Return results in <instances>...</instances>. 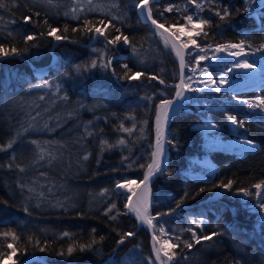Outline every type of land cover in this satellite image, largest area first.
Wrapping results in <instances>:
<instances>
[{"label":"trees","instance_id":"1","mask_svg":"<svg viewBox=\"0 0 264 264\" xmlns=\"http://www.w3.org/2000/svg\"><path fill=\"white\" fill-rule=\"evenodd\" d=\"M100 2L102 8L73 17L74 0H0V46L17 49L0 56V264L10 243L19 264L29 258L25 264H157L150 231L138 228L116 185L143 180L154 151L157 105L174 98L180 67L171 46L143 20L137 0ZM149 8L171 31L189 15L210 20L191 36L201 48L241 40L249 51L264 47L262 4L252 12L247 0H153ZM225 8L231 15L221 21L215 12ZM88 27H101L104 35L93 40ZM51 28L66 39L48 36ZM29 35L32 40L25 39ZM117 35L128 36L129 43L106 42ZM194 50L185 51L186 76L196 67ZM108 61L114 74L99 67ZM125 63L128 75H144L124 79ZM201 64L210 65L214 77L226 66ZM44 84L50 87H37ZM222 93H199L198 107L190 102L173 117L166 171L151 186L153 231L179 244L172 264H264V213L250 207L264 203V190L258 198L254 187L264 184V114L239 102L255 92ZM259 94L264 97V89ZM229 114L243 127L233 129ZM207 120L216 122L223 139L245 138L258 149L244 155L206 151L198 125ZM205 154L216 165L214 174L195 166L194 159ZM229 179L235 181L232 191L216 187ZM238 188L249 192L246 200ZM128 232L133 235L125 237ZM193 232L220 235L196 244Z\"/></svg>","mask_w":264,"mask_h":264},{"label":"snow or ice","instance_id":"2","mask_svg":"<svg viewBox=\"0 0 264 264\" xmlns=\"http://www.w3.org/2000/svg\"><path fill=\"white\" fill-rule=\"evenodd\" d=\"M259 2L264 5V0H259ZM148 0H137V7L140 9H145L146 12L144 15L146 17H150L152 14V9L147 8ZM0 7H4L2 3H0ZM166 11L171 12L173 11L172 7H168ZM215 15L220 18L221 21L225 20L226 17L231 15V12L225 8L223 10V14H221L220 11H216ZM27 19V18H26ZM187 21L189 24H193V17L191 15L187 16ZM199 25L201 28L199 30H196L195 25H193V30L196 31V35H200V32L203 31V26L208 25L210 23V20L207 19H199ZM85 23H89L88 21H85ZM103 23V21H101ZM151 23L156 26V29H165V25L163 23H157L156 20H152ZM174 31L172 32V35L174 37V41L172 44V47L176 51V56L179 58V67H180V82L177 84L176 91H175V97L176 100L172 99H162L160 104L157 105V114H156V143H155V150L151 152V162L147 164V174L143 176V180L138 182L133 179H125L124 182L118 183L116 187L118 189H126V199L128 200V204L126 207L129 209V211L134 212L137 217L141 219V221H144L146 219L145 213L148 211L149 206V198L147 191L143 192L138 198H137V206L133 207L132 205V198L134 196H137L136 189L141 188V186L147 187L149 184L150 179L157 175V174H163L166 171V167H162V165H166L167 163V150L165 147V143L162 142V138H165V129L169 122L170 115L169 113L172 112L175 113L176 105L178 102H183L187 99L185 93H222V88L225 85H228L230 83L229 81V74L234 73L237 70H244V71H255L257 68V65L254 62H249V53L245 52V41L241 40L239 43H226V44H217L214 48L211 44L207 45L204 48H201L200 45L197 44L195 39H192L191 35L188 36V41L182 44H177L176 41L180 40L181 34L185 32L184 27H175V25L172 26ZM60 30L58 28H51V30L47 33L48 36L54 37L56 41H61L63 39H66L65 36L57 35V33ZM73 31H76V29H73ZM88 32L95 31L97 35H104V30L101 27H88ZM205 36H207V33H205ZM26 40H32L33 36L29 35L25 38ZM123 40L124 43H129L128 36H121L117 35L112 40H107L106 42L108 44H115L119 41ZM196 46V49L198 51H195V65L196 67H192L189 70L188 75L185 77L184 69L186 67L185 64V56H184V49H188L190 46ZM213 51L215 54H213L210 58L208 57L207 53L208 51ZM11 54H17V49L15 47L11 48L10 52L8 49H6L3 46H0V56L7 57ZM193 53H189V55H192ZM218 54H226L229 57H233L231 61L230 66L227 67L226 71H223L222 75H219L218 78L214 77L212 72L210 71V65H206L204 67H200V64L202 61L210 60L213 62H219L221 61L222 57ZM244 57L242 60L239 59L240 57ZM111 61H108L107 63H101L99 67L103 69H110ZM92 68L97 67L96 61H92L91 63ZM123 68L125 69V76L124 79L126 80H138L140 79L144 73L137 71L132 73L131 75H128L127 73L132 72V70L129 68L128 64L125 63L123 65ZM113 74L115 73V69H110ZM197 72L199 75H197ZM152 79H156V77H151ZM160 84H164V80L161 79ZM37 87H50L48 84L44 85H37ZM59 87L57 86V91H59ZM224 95L228 94V88H223ZM241 103H247V101H241ZM180 107H183V104L180 103ZM249 107H264V97H258L256 98L255 103L249 104ZM227 121L232 126L236 127H243V124L237 120V117L235 115H227ZM218 128V125L212 124L209 122L205 126V131L208 130H215ZM124 132H131V129L129 128H123ZM174 138L170 135L167 137L166 142L168 144H173ZM244 143H247L249 145H252L254 147L253 141L251 140H245ZM107 143V141H105ZM121 144L124 143L123 140L120 141ZM174 146V145H173ZM215 146V145H210ZM87 156L84 157L85 160H87ZM141 167H144V165H141ZM235 181L232 179L227 180V182L221 181L216 187L219 189L230 192L233 190V185ZM256 189H261L264 187V184L257 183L254 185ZM205 189L201 188L200 191L203 192ZM237 192L242 193L245 197L249 195V192L246 191L243 188L236 189ZM187 195V194H186ZM257 196L260 195L259 192L256 194ZM179 207V205H177ZM260 207L264 209V203L260 204ZM112 208H115V205L113 204L111 208L108 209V212L112 211ZM27 211V209H25ZM112 220H116V216L111 217ZM146 222L151 225L152 220L147 219ZM203 219L201 220V226L205 223ZM193 223H196L193 221ZM163 230V229H161ZM191 230V229H190ZM3 235L8 236L9 233H3ZM13 239H16L15 233L11 234ZM64 235H68V233H64ZM133 235L132 232L125 233V237ZM193 239L196 244H200L201 241H211L214 236L220 235L219 232H213L208 235H199L197 236L195 232L192 233ZM155 239V237H153ZM120 244L124 243V239L119 240ZM186 247L191 249L193 247L192 243H188L185 241ZM9 249H11V252L7 254L5 257L6 259L11 260L12 256L16 254L17 249L10 243L7 246ZM179 247V244H171L170 241H165L162 248H158L155 250V258L157 260H161V252H163V256L167 258V261H172L173 258L177 255L175 252V249ZM81 251L84 250V247H81ZM74 249L72 247H69L67 249L68 254L73 253ZM63 255V253H61ZM13 264H16L15 261H13ZM161 264H164L163 261H161Z\"/></svg>","mask_w":264,"mask_h":264},{"label":"rangeland","instance_id":"3","mask_svg":"<svg viewBox=\"0 0 264 264\" xmlns=\"http://www.w3.org/2000/svg\"><path fill=\"white\" fill-rule=\"evenodd\" d=\"M247 2H248V5H249V9L252 12H254L255 9L259 5H261L259 0H247ZM102 7L103 6H102L100 0H74V4H73V7H72L73 11L71 12V15L73 17L86 16V15L96 11L98 8H102ZM105 11L106 10L99 11V12L104 13ZM193 25H195L196 30L200 29L199 22H197L195 20H193V24H189L188 21H186V23L184 25L177 27V28L184 27V29H185V32L183 34H181V36H180V40L179 41H180L181 44L185 43L187 41V38H188L189 35L192 36V35H194L196 33V31L193 30ZM101 36L102 35H97L95 33L93 40H95L96 38H99ZM123 44L126 45V43H124V42H123ZM183 51H184V55H185L186 49H184ZM245 52L250 54L249 55V62H254L257 65L256 70L253 71V72L252 71H247L246 72L244 70H237L234 73H230L229 74L230 83L228 85L223 86V88H228V89L242 88V87H239V84L241 83V81H244V80H248L249 81L250 79L253 78L254 73H256L262 79L264 78V47L260 51H249L245 47ZM213 54H215V53L212 52L211 54H208V57L210 58ZM218 55H220L222 57L221 61H219V62H213V61H210V60H206V61H202L201 63H206L207 61L210 62V63H219V64L223 63L222 65H226V66L224 67V69L222 70V72L220 74V75H222L223 71H226L227 67L230 66V64H231V61L233 59H235V58L229 57L226 54H218ZM243 58L244 57L242 56L239 59L242 60ZM224 62H226V64H224ZM206 65H208V64H204V65L200 64V67H204ZM197 75H199L198 72H197ZM216 78H218V77H216ZM223 88H222V90H223ZM198 94L199 93H190L191 105L194 104L196 107H198V105H199L198 102H197ZM258 97H263V96H261L258 92H255V95L251 98L250 101H248V104L255 103L256 98H258ZM189 105L190 104L188 103L186 108H189ZM253 111H260V112H262L264 114V107H253ZM209 122H211V121L207 120L205 123L203 122L202 124L198 125V128L204 132V135H205V138H206V143H205V150L206 151H212L215 148L216 149L222 148V147H218V146H210V145H215L213 143L216 142V141H226V142L229 141V140L223 139L222 135L219 134L218 132H215L216 129L215 130H211L210 129L209 132L208 131L206 132L205 131V126ZM231 127L233 129H235V128L237 129L236 126H232L231 125ZM235 138H236V140H238L240 142H243L242 139H240L238 137H233L230 140H234ZM253 144H254V147H251L252 145H247V146L236 145L234 147L235 148L234 150L241 151V152H250V151L257 150L258 147H256L255 143H253ZM204 156H207V154H205ZM194 163H195V166L200 167L198 169H200L201 172H204V170H205V172H208V173L211 174L212 171L214 169H216V167H214L213 170L210 167H208L207 163L203 162L202 158L194 159ZM262 190H263V187L261 189H259V191H258L260 193V195L262 193ZM118 191L123 193L124 196H126V194H127V190L126 189H118ZM242 196H243L244 200H246L247 197H248V196L245 197L243 194H242ZM250 207L253 208V211H256V208L260 207L259 201L257 202V206L251 205ZM261 210H262V213H264V209L261 208ZM128 211H129V209H128ZM150 219H151V217H150ZM159 240H160L162 246H163L164 242L167 241L166 238H164V237L159 238ZM11 260H13V258ZM163 260H164L165 264H171V261H167V258L164 257V256H163Z\"/></svg>","mask_w":264,"mask_h":264},{"label":"bare ground","instance_id":"4","mask_svg":"<svg viewBox=\"0 0 264 264\" xmlns=\"http://www.w3.org/2000/svg\"><path fill=\"white\" fill-rule=\"evenodd\" d=\"M147 8H149V7L147 6ZM138 10H139V13H140V15L142 16V18H143L144 20H149L151 26L153 27V29H154L155 31H157L159 34H162L163 36H165V38H167V39L170 41V43L173 44L174 37H173L171 31H169L166 27H165V29H156V26L153 25V24L151 23L152 20L150 19V17H146V16L144 15V13L146 12V8H145V9H140V8H138ZM167 39H166V40H167ZM176 43H177V44H181L179 40L176 41ZM174 50H175V49H174ZM175 52H176V51H175ZM252 72H253V71H252ZM263 80H264V78L262 79V78L259 77L256 73H254L252 79H250L249 81H248V80L241 81V83L239 84V87H242V88H243V87L255 86V85H257V84H260ZM232 90H234V89H232ZM232 90L230 89L228 92H231V93L234 94V95L241 94V93H245V92L234 93ZM257 92L260 93L261 91H257ZM185 95H186L187 99H186L185 101H183V102H178L177 105H176V109H178V108L180 107V103H182L184 107L187 106L188 101H189V97L187 96L186 93H185ZM252 97H253V96H252ZM252 97H250V96H244V97L239 98V102H240V103H241V101H247V103H241V104H243V105L247 108V110H248L249 112H253V107H249V104H248V101H250ZM172 100H173V99H172ZM175 100H176V98H175ZM175 100H174V101H175ZM169 115H170V117H171V116L173 115V113L170 112ZM211 121H212L214 124H216L215 121H213V120H211ZM216 125H217V124H216ZM154 127H155V142H154V150H155V143H156V119H155V126H154ZM167 137H168V132H167V126H166V129H165V138H162V142L165 143ZM227 140H229V141H228V142H226V141H216V142H214L213 144H215V146L222 147V148H224V150L231 151V152L234 151V149H235L234 147H235L236 145H242V146H247V145H249V144H247V143L240 142V141H238V140H236V139H234V140L227 139ZM166 143H167V142H166ZM253 143H255V142H253ZM255 144H256V147H258L257 143H255ZM165 147H166V145H165ZM251 147H253V146H251ZM167 149L169 150V145H168V148L166 147V150H167ZM257 149H258V148H257ZM254 151H256V150H254ZM254 151H250V152H254ZM246 153H249V152H244V154H246ZM244 154H242V155H244ZM202 160H203V162H206V163H207L208 167H210L212 170L214 169V167H215L214 165H215V164H214V163H211V162L209 161V159L207 158V156H204V158H203ZM162 167H163V165H162ZM145 174H147V170H146V173H145ZM157 175H158V174H157ZM157 175L153 176V177L150 179L149 184L147 185L146 188H145V186L142 185L141 188L136 189L137 196H134V197L132 198V205H133V207H136V206H137V198H138L143 192H145V191H147V193H148L149 206H148V211H147V213H145L146 219H145L144 221H141V219H140L139 217H137L136 214H135L134 212H131V211H130V213L133 214V215L137 218L139 224L145 223L146 220L150 218V215H151V201H152V190H151L152 187H151V186H152V183H153L154 179L157 177ZM263 189H264V187H263ZM261 195H262V194H261ZM261 195L258 196V198H260ZM128 203H129V202H128ZM156 236H157V235H156ZM152 248L154 249V252H155L156 249H158V248H162V244H161V242H160V240H159L158 237H157L156 239H154L153 244H152ZM13 261H14V260L5 259V260L3 261V263H4V264H13ZM158 261H159L160 264H161V261L164 262V260H163V252H161V260H158ZM164 264H165V263H164Z\"/></svg>","mask_w":264,"mask_h":264},{"label":"water","instance_id":"5","mask_svg":"<svg viewBox=\"0 0 264 264\" xmlns=\"http://www.w3.org/2000/svg\"><path fill=\"white\" fill-rule=\"evenodd\" d=\"M151 1H153V0H148V4H147V6L149 7V4H150V2ZM138 12H139V10H138ZM150 19L151 20H154L153 19V17H152V14H151V16H150ZM144 20V19H143ZM144 21H146L149 25H150V27L152 28V30L157 34V35H159V36H161V37H163L165 40L167 39V38H165V36H163L162 34H159L157 31H155L154 29H153V27L151 26V24H150V22H149V20H144ZM158 23V22H157ZM170 31V30H169ZM168 43H169V45L171 46V48H172V51H173V53H174V55H175V58H176V60H177V62L179 63V58L176 56V52H175V50H174V48L172 47V44L170 43V41L167 39L166 40ZM92 42H94V41H92ZM91 42V43H92ZM184 74H185V69H184ZM186 77V76H185ZM180 82V81H179ZM179 84V83H178ZM177 85V84H176ZM262 89H264V80L260 83V84H257V85H255V86H249V87H243V88H236V89H234V90H232L234 93H241V92H257V91H261ZM230 89H228V91H229ZM187 94V96H188V93H186ZM175 95H174V98H173V100H175ZM184 108V106L183 107H179L176 111H175V113L170 117V119H169V122H168V124H167V132H168V128H169V125H170V123H171V121H172V119H173V117L178 113V112H180L182 109ZM165 145H166V147L168 148V143H166L165 142ZM223 151H227V150H223ZM237 153H239V152H237ZM240 154H244V153H240ZM168 160H169V150L167 149V162H168ZM167 164V163H166ZM166 165H163V167H165ZM159 175V174H158ZM157 175V176H158ZM195 179H206V177H204V176H197V177H195ZM152 190V189H151ZM264 190V189H263ZM263 190H262V192H263ZM152 201H153V196H152ZM152 201H151V206H152ZM151 218H152V216H150ZM150 219V218H149ZM142 226H144V227H146L149 231H150V233H151V236H152V244H153V241H154V239H153V237H155V239L157 238V236H156V234L154 233V231H153V224H151V225H149L147 222H145V223H142V224H139V227L138 228H140V227H142ZM153 249V248H152ZM153 253H154V257H155V252H154V249H153ZM32 259H34V258H29L28 260H26L25 262H23V263H21V264H25V263H27V262H29L30 260H32ZM155 261H156V263L157 264H160L159 263V261L155 258ZM16 262V261H15ZM16 264H19L18 262H16ZM172 264V263H171Z\"/></svg>","mask_w":264,"mask_h":264},{"label":"built area","instance_id":"6","mask_svg":"<svg viewBox=\"0 0 264 264\" xmlns=\"http://www.w3.org/2000/svg\"><path fill=\"white\" fill-rule=\"evenodd\" d=\"M200 26V25H199ZM200 28H201V26H200ZM212 124H214L213 122H211ZM210 130H208V132H209Z\"/></svg>","mask_w":264,"mask_h":264}]
</instances>
